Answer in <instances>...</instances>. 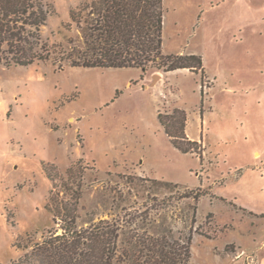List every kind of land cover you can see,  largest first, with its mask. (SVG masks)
Here are the masks:
<instances>
[{
    "label": "rangeland",
    "instance_id": "1",
    "mask_svg": "<svg viewBox=\"0 0 264 264\" xmlns=\"http://www.w3.org/2000/svg\"><path fill=\"white\" fill-rule=\"evenodd\" d=\"M49 1L50 60L0 64V264L62 236L65 216L119 236L113 264H130L129 236H191L188 264H264V0H164L163 52L201 56L203 78L74 68L70 11L95 0ZM174 109L199 144L187 154L159 119Z\"/></svg>",
    "mask_w": 264,
    "mask_h": 264
},
{
    "label": "trees",
    "instance_id": "2",
    "mask_svg": "<svg viewBox=\"0 0 264 264\" xmlns=\"http://www.w3.org/2000/svg\"><path fill=\"white\" fill-rule=\"evenodd\" d=\"M54 7L49 0H0V64L28 67L50 60L41 31ZM70 17L82 33L81 45L70 41L65 54L70 66L84 69H128L146 73L156 68L165 73L190 70L205 75L201 56L164 54V0H95ZM159 119L173 144L187 154L199 144L186 134L187 117L180 109ZM184 142L187 147H184ZM61 213H56L59 216ZM62 236L46 239L14 264H33L38 258L48 264H113L119 236L101 229L79 231L76 217H62ZM121 253L130 264H188L192 237L184 244L129 236Z\"/></svg>",
    "mask_w": 264,
    "mask_h": 264
},
{
    "label": "crops",
    "instance_id": "3",
    "mask_svg": "<svg viewBox=\"0 0 264 264\" xmlns=\"http://www.w3.org/2000/svg\"><path fill=\"white\" fill-rule=\"evenodd\" d=\"M191 140H193V139H191ZM194 141V140H193Z\"/></svg>",
    "mask_w": 264,
    "mask_h": 264
}]
</instances>
